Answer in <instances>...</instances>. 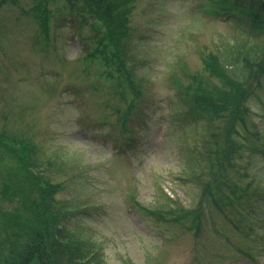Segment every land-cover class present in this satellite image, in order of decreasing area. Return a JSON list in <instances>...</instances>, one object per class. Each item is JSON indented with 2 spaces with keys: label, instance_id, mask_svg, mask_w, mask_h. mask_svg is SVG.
<instances>
[{
  "label": "rangeland",
  "instance_id": "374dc122",
  "mask_svg": "<svg viewBox=\"0 0 264 264\" xmlns=\"http://www.w3.org/2000/svg\"><path fill=\"white\" fill-rule=\"evenodd\" d=\"M121 2L123 5L115 8L130 10L127 38L136 58L129 65L131 78L139 86L136 97L123 84L126 100L112 95L120 89L107 74L108 63L114 62L113 40L105 34L101 18L95 20L76 0L2 2L0 136L31 140L37 151L29 152L27 158H36L37 153L61 167L56 170L48 166V170L44 162L37 178L62 186L52 197L67 210L64 225L82 239L91 240L106 264H264V210H259L250 190L240 194L247 184L253 189L256 182L264 189L262 180H254L255 186L250 182L253 177L264 179V154L260 152L264 149V109L260 112V105L257 110L252 107L245 126L236 123L230 130L232 145H228L220 169L232 187H237L229 186L240 197L237 208L246 214L243 226L245 232L250 230L246 236L240 233L244 231L241 228L224 222L213 209L216 205L204 201L196 179L188 177L192 172L210 177L216 168L206 160L212 148L194 154L202 133L182 111L190 110L191 96L186 88L202 70V56L207 62L208 55L217 49V55L232 54L235 60V49L240 47L245 54L247 45L258 46L249 57L256 58L253 69L264 61V32H253L245 14L222 12L216 17L215 11H204V7L223 8L218 5L220 0ZM229 64L227 75L232 67ZM245 74L252 78L251 70L240 66L232 76L245 81ZM261 74L264 78V69ZM208 82L220 85L221 77ZM262 84L264 102V80ZM225 98L222 96L220 102L225 103ZM127 106L129 114L125 113ZM115 108L128 121V133L121 130ZM141 116H146L147 126ZM131 140L135 148L113 154L120 144L128 145ZM253 146L256 149H251ZM9 156L0 143L3 171L10 164L15 168L21 159L18 156L12 161ZM235 168L238 173L233 172ZM23 181L33 186L28 176ZM220 190L228 195L227 187ZM8 191L15 192L10 187ZM4 193L0 185L1 208L15 211L17 202L4 200ZM163 194L183 209L203 200L207 210L198 238L185 223L173 221V212H178L168 208ZM127 198H134L150 211L155 209L164 221L135 211ZM260 206L264 209V202ZM170 210L173 215L167 213ZM0 228L1 233L4 226ZM1 244L8 247L7 242Z\"/></svg>",
  "mask_w": 264,
  "mask_h": 264
},
{
  "label": "trees",
  "instance_id": "16d2710c",
  "mask_svg": "<svg viewBox=\"0 0 264 264\" xmlns=\"http://www.w3.org/2000/svg\"><path fill=\"white\" fill-rule=\"evenodd\" d=\"M76 1L80 2L85 9L90 11L95 20L102 19L105 23V34L113 40L114 51L112 59L114 62L108 63L109 70L107 74L118 82L115 84V88H119L120 90L117 92L118 94L113 92L112 95L126 100L127 98H123V84L126 83L130 94H136L135 96L138 97L139 86L131 78L133 69L129 65L136 58L132 53L133 46L130 43V38H127L129 30H131L128 25L129 8L124 7L116 10V5H123L122 0ZM220 1L221 3L218 5L223 7L220 8V12L245 14L248 17H245L246 22L249 27L251 25L250 29L253 32H264L263 0ZM2 2H5V0H0V6L3 4ZM203 9L208 13L217 8L204 7ZM257 47L254 46L252 48L247 45L245 54L240 47L235 49L233 51V53L235 51L237 53L235 60L232 59V54H228L226 57H222L219 53L217 55V49L215 50L216 54L214 52L208 55L209 60L207 62V58L202 56L204 55L202 54L201 59L204 61V66L193 77V84H190L191 86L189 85L186 88V91L191 96L190 110L188 108L182 110L185 116L191 117L194 120L195 129L198 132L200 130L202 133V136L199 138V148L201 149L198 151L199 148L196 147L193 151L194 154L201 153L203 151L202 148L207 151L212 148L209 156H206V160L210 162L211 167L214 166L216 168L213 173H209L210 177L197 175L195 172H192L191 175L189 174L190 176L188 175V177L196 179L197 185L200 187V193L205 197L204 201H207L208 204L211 203L213 206L216 205L213 209L218 212L217 214L221 215L224 222L234 229L241 228L244 231L240 233L244 235L250 232V230L245 232L246 229H244L243 223L245 222L246 224V214H244V210L241 212V208H237L238 204H240V197L231 189L232 185L228 182L227 175L223 172L224 170L220 172V169L225 161L227 149L230 148L228 145H232L230 141L232 128L236 126V123L245 126V119L250 116L252 107L256 109V106L260 105V112L264 109V106H261V103L264 102L260 93L263 90L262 81L264 78H262L261 72L264 69V61L259 62L252 69L251 66L256 58L251 57L252 60L249 59L251 53L257 51ZM91 55L92 52L89 53L87 58H90ZM227 63H230L229 65L232 66L229 75H227ZM240 66L243 67L244 71L251 70L252 78L248 77L247 74H245V81H238L234 78L232 74ZM103 72L105 71L103 70ZM203 72L206 75H203ZM119 73H122L123 82ZM219 75L221 77L220 85L218 82L216 86L208 82L212 77L218 79ZM252 81H257L258 83L255 82L253 85H249ZM216 92L219 93L215 94ZM222 96L226 97L225 103L220 102ZM129 109L130 107L127 106L125 113L129 114ZM118 110L115 108L114 112L121 121V130L124 133H128V121L120 117ZM141 117L142 124L147 126L146 116ZM219 122H222V124H219ZM7 136V134H4V137L0 136V143L11 154L9 157L12 158V161H15L18 156L21 159L17 165H13H16L15 168H12V164H10L7 167L4 166V171L3 168L0 169V175L2 176L0 178V185L5 190L4 196H2L4 197L3 199L17 202L15 211L11 209L3 210L1 208L3 206L0 203V219L2 220L0 221V227L4 226V230L0 233V264H106L100 249L91 240L82 239L78 233L70 231L64 225L63 220L67 216V210L52 197V195L56 197V193L62 186L54 185L50 180L37 178L38 168H42L44 162L47 163V168L48 166H52L53 169L59 170L61 167L56 165V163L54 164V162L50 163V161L45 159V156L41 157L37 153L35 155L36 158H27L29 152L37 151L30 145L32 141L28 139L17 140L15 137L8 138ZM133 142L131 140L127 143L128 145L120 144L119 146L130 147ZM178 147L179 149L181 148L179 145ZM251 149H256V147L253 146ZM260 152L264 154V149ZM6 155L8 154L6 153ZM254 158L250 160V164L254 161ZM36 160L40 162H36ZM233 172L238 173V169L233 170ZM25 176L31 179L33 186L24 183L23 179ZM254 180H262L260 184L264 185L263 176L253 177L250 180L253 185ZM257 184L256 182V186L254 185L253 189H250L247 184L240 194L243 195L246 190H250L252 196L257 198L256 203H259V210L263 211L264 209L260 206V202H264V189H261L259 186L257 187ZM9 187L15 190L14 194L8 191ZM223 187H227L228 195L220 190ZM232 188L234 190L237 189L235 185ZM163 199L167 202L168 208L174 207L173 211L178 212H173V215L171 210L167 211L168 214L173 215V221L185 223L186 229L198 238L202 233L205 212L207 210L203 200H199L196 206L191 205V207L183 209L182 205L177 208L176 200L169 198L167 195L163 194ZM127 200L130 201L131 208L135 211H143L155 217V219L164 221L163 215L156 212L154 208V210L150 211V208L140 205L134 198H127ZM75 208L78 210V205ZM208 208L210 209V207ZM259 214V212L256 213L257 216ZM216 231L226 241V237L221 230L215 228ZM2 241L4 243L7 242V248L2 246Z\"/></svg>",
  "mask_w": 264,
  "mask_h": 264
},
{
  "label": "clouds",
  "instance_id": "9594fccd",
  "mask_svg": "<svg viewBox=\"0 0 264 264\" xmlns=\"http://www.w3.org/2000/svg\"><path fill=\"white\" fill-rule=\"evenodd\" d=\"M68 59H72V57H71V56H69V57H68Z\"/></svg>",
  "mask_w": 264,
  "mask_h": 264
}]
</instances>
